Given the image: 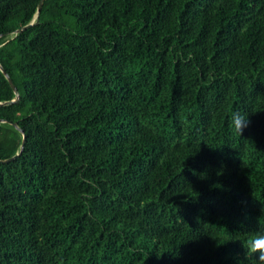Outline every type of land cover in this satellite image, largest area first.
<instances>
[{
	"label": "trees",
	"instance_id": "trees-1",
	"mask_svg": "<svg viewBox=\"0 0 264 264\" xmlns=\"http://www.w3.org/2000/svg\"><path fill=\"white\" fill-rule=\"evenodd\" d=\"M39 2L0 0V264H256L264 0Z\"/></svg>",
	"mask_w": 264,
	"mask_h": 264
},
{
	"label": "clouds",
	"instance_id": "clouds-1",
	"mask_svg": "<svg viewBox=\"0 0 264 264\" xmlns=\"http://www.w3.org/2000/svg\"><path fill=\"white\" fill-rule=\"evenodd\" d=\"M249 116L242 115L239 111L231 113L229 126L239 136H243L244 130L249 127ZM264 212V209H262ZM257 234L242 243L246 258L254 257L256 264H264V215L258 218Z\"/></svg>",
	"mask_w": 264,
	"mask_h": 264
},
{
	"label": "water",
	"instance_id": "water-1",
	"mask_svg": "<svg viewBox=\"0 0 264 264\" xmlns=\"http://www.w3.org/2000/svg\"><path fill=\"white\" fill-rule=\"evenodd\" d=\"M42 2H43V0H40L39 5H38V13H39L40 10H41ZM30 26H31V24H29L28 26L23 27L22 29L18 30L17 32L20 33V32L24 31L25 29H27V28L30 27ZM1 71H2L3 74L5 75V77H6L7 81H8V83H9L10 87L15 91V87H14V85H13L11 79L5 74L4 70L1 69ZM18 98H19L18 95H16V97H15V99H14L13 101L8 102V103H5L4 105H6V104H12V103H17V102H18ZM0 122H3V121H0ZM13 126L16 127V125H13ZM24 143H25V137H24V135H23V140H22L21 147H20L21 150H22L23 147H24ZM19 154H20V153H19ZM19 154L15 155L14 157H12V158H10V159H8V160H4V161H1V160H0V163H7V162H9V161H12L13 159L17 158V157L19 156Z\"/></svg>",
	"mask_w": 264,
	"mask_h": 264
}]
</instances>
